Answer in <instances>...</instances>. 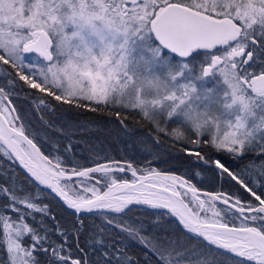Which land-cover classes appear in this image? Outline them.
Here are the masks:
<instances>
[{"label":"snow or ice","instance_id":"6c2138e0","mask_svg":"<svg viewBox=\"0 0 264 264\" xmlns=\"http://www.w3.org/2000/svg\"><path fill=\"white\" fill-rule=\"evenodd\" d=\"M0 69V264H264V0H0Z\"/></svg>","mask_w":264,"mask_h":264},{"label":"trees","instance_id":"16d2710c","mask_svg":"<svg viewBox=\"0 0 264 264\" xmlns=\"http://www.w3.org/2000/svg\"><path fill=\"white\" fill-rule=\"evenodd\" d=\"M3 69H0V72H2ZM17 103H21L20 101H17ZM24 110L27 111L29 109V105L28 104H24ZM33 116H35V114L33 113ZM71 118V117H70ZM77 119L80 120H86V119H100L99 116H97L94 113H90V112H84L82 114H80L78 117H76ZM35 125L38 126L39 125V121L35 120L34 121ZM57 123H59V121H57ZM130 126H131V121H130ZM170 127H175V125H171ZM94 139H99V140H103L105 143L108 144H112L113 148H117L119 149L120 147H126V145H120L117 146L116 144H114L112 142V133H108V132H94L90 134ZM154 150H158L156 149V146H153ZM128 155L134 158H138V153L137 152H133V151H128ZM235 166V165H233ZM159 167L164 168L167 167L166 165H159ZM227 187V185H225ZM51 204L53 205V208L57 214V216L59 218H61V220L65 223L68 224L73 220V217L71 215V213L64 209L63 206L55 199L53 198L51 201ZM133 215H139V213H133ZM37 218H39V216H37ZM133 255H139L141 250L138 249L134 244H130L129 245V249H128ZM2 258V257H0ZM43 259V258H42Z\"/></svg>","mask_w":264,"mask_h":264},{"label":"water","instance_id":"95a60500","mask_svg":"<svg viewBox=\"0 0 264 264\" xmlns=\"http://www.w3.org/2000/svg\"><path fill=\"white\" fill-rule=\"evenodd\" d=\"M57 200V199H56ZM58 201V200H57ZM59 202V201H58Z\"/></svg>","mask_w":264,"mask_h":264},{"label":"bare ground","instance_id":"6f19581e","mask_svg":"<svg viewBox=\"0 0 264 264\" xmlns=\"http://www.w3.org/2000/svg\"><path fill=\"white\" fill-rule=\"evenodd\" d=\"M67 210V209H66Z\"/></svg>","mask_w":264,"mask_h":264}]
</instances>
